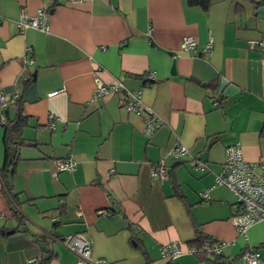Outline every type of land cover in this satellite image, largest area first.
Wrapping results in <instances>:
<instances>
[{
  "label": "crops",
  "instance_id": "obj_1",
  "mask_svg": "<svg viewBox=\"0 0 264 264\" xmlns=\"http://www.w3.org/2000/svg\"><path fill=\"white\" fill-rule=\"evenodd\" d=\"M42 6L48 31L20 32V14ZM262 34L264 5L248 0H210L206 10L186 0H0L2 112L25 116L27 142L9 191L0 180V264H38L45 249L49 264H76L62 241L76 233L110 264H162L160 248L172 241L183 250L175 262L199 264L188 251L199 248L196 231L223 242L233 264L252 249L264 264V221L240 235L233 193L214 184L229 144L264 162V52L248 47ZM186 35L196 45L184 51ZM95 78L140 89L161 125L146 137L144 115L121 105L122 90L93 97ZM177 142L190 156L169 154ZM67 156L75 168L54 175ZM159 160L163 180L150 177Z\"/></svg>",
  "mask_w": 264,
  "mask_h": 264
},
{
  "label": "built area",
  "instance_id": "obj_2",
  "mask_svg": "<svg viewBox=\"0 0 264 264\" xmlns=\"http://www.w3.org/2000/svg\"><path fill=\"white\" fill-rule=\"evenodd\" d=\"M48 9L44 6L38 8L34 14L29 15L21 13L16 20V25L20 32L28 28L37 29L42 32L48 31ZM196 45V40L190 35L183 36L180 48L187 50ZM249 48H259L264 52V34L257 40L248 41ZM210 46L205 47L209 51ZM30 50V48H27ZM28 61H31L28 59ZM145 81H153L155 72L148 71L144 74ZM122 90L121 105L128 111L137 115H144L143 134L150 137L154 130L163 122L161 118L148 106L142 102L141 90L128 89L121 82L115 81L110 84H104L99 78H95L93 97H102ZM50 92L49 94H53ZM6 100L0 93V107H3ZM53 126V122L50 123ZM173 158L181 156H190L188 148L181 142H177L169 150ZM196 165L201 169H209L208 165L201 160H196ZM76 166V160L72 156L55 160L54 175L62 170H73ZM169 175L168 169L163 160H159L150 168V177L152 179L163 180ZM215 185L226 186L235 197L237 211L232 214L230 221L240 235H245L246 230L255 223L264 221V162L246 161L242 156V149L239 142L229 144L225 147V160L219 171L215 174ZM210 187L199 192L202 200L210 197ZM65 245L74 251L77 255L76 264H110L104 258H92L91 242L83 234L76 233L68 235L62 239ZM224 246L223 242L213 241L205 243L200 248H190L188 251L195 253L197 251H206L209 253L220 254ZM182 248L178 241H172L164 244L160 248V254L163 258L175 259L182 254ZM258 252L256 249L247 251L243 256L245 264H256ZM205 264V263H201Z\"/></svg>",
  "mask_w": 264,
  "mask_h": 264
},
{
  "label": "trees",
  "instance_id": "obj_3",
  "mask_svg": "<svg viewBox=\"0 0 264 264\" xmlns=\"http://www.w3.org/2000/svg\"><path fill=\"white\" fill-rule=\"evenodd\" d=\"M189 5H196L202 9H208L210 5V0H186ZM251 1L255 7L259 5H264V0H248ZM1 67V65H0ZM2 108L0 107V125L2 126V146H3V163L0 166V180L2 181L4 187L7 191L10 190V178L13 175L14 167L19 159L18 147L26 144V139L22 136L23 127L26 125V118L21 113H18L13 119H5L3 116ZM13 213L20 218L16 210ZM21 219V218H20ZM19 219V220H20ZM215 240L202 234L200 231H196V237L191 244L196 247H202L205 243H211ZM195 255L199 261L205 264H233L230 260H227L224 256L215 253H209L204 250L195 252ZM52 257L51 250L45 249L44 255L39 260L38 264H49ZM144 264H155L153 260L146 258ZM162 264H178L173 259H168Z\"/></svg>",
  "mask_w": 264,
  "mask_h": 264
},
{
  "label": "water",
  "instance_id": "obj_4",
  "mask_svg": "<svg viewBox=\"0 0 264 264\" xmlns=\"http://www.w3.org/2000/svg\"><path fill=\"white\" fill-rule=\"evenodd\" d=\"M172 72H173V68H172ZM12 232V231H11Z\"/></svg>",
  "mask_w": 264,
  "mask_h": 264
}]
</instances>
